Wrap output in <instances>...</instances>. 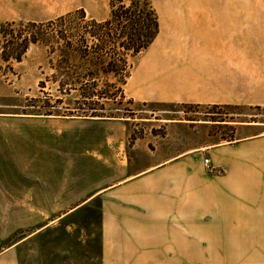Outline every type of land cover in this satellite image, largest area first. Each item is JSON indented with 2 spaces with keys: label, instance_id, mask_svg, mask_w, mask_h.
<instances>
[{
  "label": "rangeland",
  "instance_id": "rangeland-1",
  "mask_svg": "<svg viewBox=\"0 0 264 264\" xmlns=\"http://www.w3.org/2000/svg\"><path fill=\"white\" fill-rule=\"evenodd\" d=\"M152 2L159 15L160 31L148 48L129 59L126 82L122 84L120 77L109 76L108 81L114 84L105 83L101 77L93 85V80L83 81L80 76L96 72L94 64L82 63L80 58L67 60L58 49L65 44L60 34H81L86 28L79 21L72 27L51 25L50 21L79 9L84 10L86 19L103 20L110 15L111 0H0V27L13 22L8 32L23 36L39 28L46 40V43L30 42L20 61L4 60L0 34V264H99L101 219L99 204L95 202L84 208L83 213L56 219L34 235L37 228L47 223L46 212L53 217L74 205L34 203V161L48 159L41 160L47 163L41 173L52 176L54 169L61 175L63 142L69 132H121L127 137L126 148L139 142L153 151L162 143H178L181 136L184 147L194 138L199 143L223 142L244 122L256 121L264 131V104L171 101L162 98L161 92L178 90L175 77L169 73L164 77L158 75L161 64L178 62L185 66L196 60L193 57L205 44L197 30L202 22L197 17L194 20L192 14L206 13L209 18L203 24L225 25L228 30L223 33V42L214 43L226 55L221 59L213 56L208 61H220L228 71L245 69L246 77L244 74L235 77L248 92L253 86L264 84V0ZM187 5L196 10L191 11ZM34 22L40 26L34 27ZM94 29L87 27L88 31ZM87 38L89 44L94 42L88 35ZM52 46L57 50L51 52ZM75 80L81 81L73 83ZM153 90L157 92L155 96L151 95ZM92 91H107L116 97L98 100L95 95L88 99L87 94ZM92 108L112 116L106 119L82 116L91 114ZM84 109L89 112L82 113ZM46 110L53 114H44ZM213 119H223L229 124L210 127L202 124ZM107 120L114 123H101ZM190 120L203 122L191 131ZM181 121V126L172 125ZM208 131L215 137L208 138ZM69 165L66 164L67 168ZM186 165L189 170L190 160L184 169ZM189 172L185 178L189 179ZM56 181L61 183L62 179Z\"/></svg>",
  "mask_w": 264,
  "mask_h": 264
},
{
  "label": "crops",
  "instance_id": "crops-1",
  "mask_svg": "<svg viewBox=\"0 0 264 264\" xmlns=\"http://www.w3.org/2000/svg\"><path fill=\"white\" fill-rule=\"evenodd\" d=\"M192 17L202 22L197 30L205 45L185 66L159 65L158 75L169 73L178 85L175 92H161L162 98L211 105L264 104V84L257 85L262 92L256 85L248 92L236 81V74L246 77L245 69L228 71L222 62L208 61L226 55L214 44L224 41L226 26L203 24L209 18L206 13ZM190 121L191 131L203 122ZM259 125L241 123L223 142L199 143L194 138L184 147L181 136L178 143H162L153 151L139 142L126 148L127 137L121 132H69L63 142L61 175L54 169L52 176L42 174L47 163L34 161V203L74 205L53 217L46 212L47 223L34 235L95 202L101 219L99 264H264V131ZM210 137L215 134L208 131ZM202 154L208 155L209 163ZM188 160L189 170L188 165L183 168Z\"/></svg>",
  "mask_w": 264,
  "mask_h": 264
},
{
  "label": "trees",
  "instance_id": "trees-1",
  "mask_svg": "<svg viewBox=\"0 0 264 264\" xmlns=\"http://www.w3.org/2000/svg\"><path fill=\"white\" fill-rule=\"evenodd\" d=\"M110 5V15L103 20L86 19L84 10L79 9L50 21L51 25L58 23L57 25L60 26L64 24V26L71 27L76 24V21H79L81 22L79 23L80 26L86 28L81 34L66 32L67 34L58 35L59 38L64 39L65 43L58 49L67 60L80 58L82 63L94 64L97 68L96 72L88 71L83 73L82 77L80 76L83 81L93 80V85L97 84L95 79L101 77L105 78V83L114 84V82L108 81L109 76L120 77V82L125 83V77L129 75L128 68L131 66L129 59L148 48L160 31L159 15L152 0H129L127 2L125 0H111ZM12 24L13 22H6L0 27L3 47L2 58L4 60L14 58L20 61L30 42L46 43V40L41 36L43 33L38 28L40 25L37 26L36 22H34V27H37L38 30H34V33L25 36L20 33L15 34V31L8 32V27ZM88 26H93L95 29L88 31ZM87 35L89 39L94 41L92 44L88 43ZM56 50L57 48L52 46L51 52ZM80 81L75 80L73 83ZM95 95L98 100L116 97L111 92L99 91L95 93L92 91L88 92L87 98L92 99ZM85 111L87 112L88 109H84L82 113ZM90 113L82 114V116L98 119H106L112 116L98 112L94 108ZM44 114L51 115L53 113L51 110H46Z\"/></svg>",
  "mask_w": 264,
  "mask_h": 264
},
{
  "label": "built area",
  "instance_id": "built-area-1",
  "mask_svg": "<svg viewBox=\"0 0 264 264\" xmlns=\"http://www.w3.org/2000/svg\"><path fill=\"white\" fill-rule=\"evenodd\" d=\"M205 163H209V158H205Z\"/></svg>",
  "mask_w": 264,
  "mask_h": 264
}]
</instances>
